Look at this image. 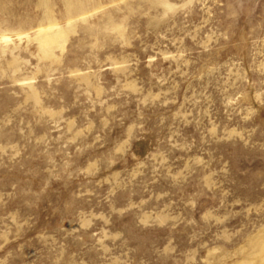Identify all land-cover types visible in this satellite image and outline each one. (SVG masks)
Wrapping results in <instances>:
<instances>
[{"label":"rangeland","instance_id":"obj_1","mask_svg":"<svg viewBox=\"0 0 264 264\" xmlns=\"http://www.w3.org/2000/svg\"><path fill=\"white\" fill-rule=\"evenodd\" d=\"M0 264H264V0H0Z\"/></svg>","mask_w":264,"mask_h":264},{"label":"bare ground","instance_id":"obj_2","mask_svg":"<svg viewBox=\"0 0 264 264\" xmlns=\"http://www.w3.org/2000/svg\"><path fill=\"white\" fill-rule=\"evenodd\" d=\"M44 36V37H43ZM42 39L44 40L45 45L51 44L52 41L56 40V36H48L47 34H44Z\"/></svg>","mask_w":264,"mask_h":264}]
</instances>
